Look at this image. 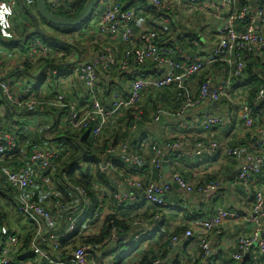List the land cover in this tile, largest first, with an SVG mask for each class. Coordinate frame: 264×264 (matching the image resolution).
<instances>
[{
    "label": "built area",
    "instance_id": "1",
    "mask_svg": "<svg viewBox=\"0 0 264 264\" xmlns=\"http://www.w3.org/2000/svg\"><path fill=\"white\" fill-rule=\"evenodd\" d=\"M64 1L46 0L53 7H58ZM145 1H147L145 9L148 11L152 8L156 13L152 14L151 24L148 27L135 32L133 23L137 21L138 14L135 8L128 7L119 0H100L99 4L102 3L103 9L97 16L93 13L89 23L92 26L96 25L100 35L118 41L120 55H117L119 50H114L109 43L97 42L96 45L91 46L90 42L88 45H83L79 62L73 64L66 73H59L60 76L68 74L70 77H76L81 83L83 91L80 104L70 99L68 96L71 93L65 90L57 93L54 99H40L35 96L36 93L30 91L31 84H25L18 91L15 90L17 82L12 83L0 77V120L5 116V105H12L16 109H25L29 112H37L44 107L63 109L66 126L73 130H88L92 138L102 143L103 138H107L110 134V130L129 134L138 131L137 123L142 124L138 102L146 91L166 88L174 83L182 84L194 75L208 70L203 83L197 88L196 99L187 97L185 105L191 107L210 101L218 105L215 111L203 113L197 125L192 120L187 121L186 117L182 118L187 113L185 110L182 114L172 117L167 113L156 115L152 123H148L150 126L148 128L143 123L147 133H154L155 125L159 124L163 127L164 123L176 119L180 129L187 132L184 138L157 136L151 141L145 140L148 138H138L140 144L136 147L139 146L141 149L150 147L152 152L150 157L136 152L133 144L115 143L111 139L105 151L101 153L100 159L95 162L101 171H111L114 174L117 172L115 176L120 180L121 187L113 195L114 206L123 208L143 200L164 209L170 206L166 198L171 191L172 183L177 184L187 196L217 195L225 188L220 181L195 183L178 172H173L170 179H165L161 169L166 152H169L171 157L177 158L206 155L216 163L224 157L235 158L238 173L234 183L243 190L247 204L250 202L253 208V213H248L246 218L255 229L252 235L239 237L230 259H223L221 262L231 264L232 261L234 264H242L245 255L250 253V264H264V236L259 234L261 221L264 219V185L258 179L264 166V122L259 121L261 117L264 119V85L259 86L252 102L249 103L250 89L243 83L247 56L251 55L253 60L260 59L264 63V0ZM30 2L34 0H0V4L8 10H14ZM179 9L212 18L214 27L210 33V45L202 52L189 54L187 52L189 49H185L180 53L181 59L175 61L171 56L175 54L174 49L179 42L173 40V46L170 47L167 38L160 41L159 36L165 30L164 15H173ZM9 50L0 49V55ZM10 51L16 52L13 55L16 58L15 68L18 67V70L22 69L18 64L19 60L25 57L36 58L48 53L38 39L29 42V51L24 57L20 54L19 48ZM147 62L154 64V71L147 69L144 73L140 70ZM216 64H221V68H213ZM112 70H116L119 75L128 74L127 91L121 93L108 90V93H111L103 99L92 97L91 89L99 88V81L104 76L110 78ZM129 73H131L130 78ZM257 73L264 78V70L262 73L258 70ZM126 109H133L132 119L119 120L125 115ZM234 123L240 126L238 139H244V144L230 147L225 141H215L205 136L215 127L235 128ZM6 128L7 126L1 125L0 122V185L11 189L10 197L16 212L31 224L33 231L24 256L22 252L16 250L20 246V241L14 231L8 230L9 235L6 238L1 235L0 264H31L37 261L49 264H101L94 258L90 245H77L74 249L67 250L68 254L62 258L59 243L60 240L68 239L76 232L79 219L86 215L90 216L89 220L92 223L103 221L104 196L101 194V189L96 184L92 186L99 192L97 205L93 208L88 193L78 186H71L72 192L78 199L76 210L72 212L68 211L69 206L66 203L64 205L59 200L56 203L51 202V205L34 200L28 195V189L39 179L42 182L53 181L54 175L51 169L54 160L64 148L59 143L49 147L34 146L28 156L29 164L12 168L5 163V159L14 156L15 151L20 148L19 137ZM198 130L200 132L196 135L195 131ZM196 137L205 138L207 141L197 140ZM117 157L121 158L125 167L130 170L137 167L142 170L141 173L126 174L117 167V163L113 162V158ZM92 159L94 156L89 155L88 160ZM65 170L59 173L61 180L66 179ZM50 195L58 196L55 187L52 188ZM188 206L187 203H183L174 208L185 210ZM65 208L63 224L59 226L55 215H61ZM74 212H77V215H74ZM241 216L243 215L221 206L206 219L190 221L182 234L171 237L165 257L149 264H174L171 261V254L194 237H197L200 249L199 259L195 264H204L207 259L217 260L219 251L211 246L210 234H219L218 227L223 221L238 219ZM145 226L139 221L130 224L129 234L135 241L140 240L147 232ZM118 234L123 233L119 228L113 227L109 236L97 247L112 245L118 241ZM75 236L77 237V234Z\"/></svg>",
    "mask_w": 264,
    "mask_h": 264
},
{
    "label": "crops",
    "instance_id": "2",
    "mask_svg": "<svg viewBox=\"0 0 264 264\" xmlns=\"http://www.w3.org/2000/svg\"><path fill=\"white\" fill-rule=\"evenodd\" d=\"M120 3L128 6L133 7L138 11L137 14V21L133 23V28L135 32H140L144 27H148L151 24V20L153 15L145 9L147 5V1L145 0H119ZM35 2H30L28 4H25V6L17 7L14 10H8L5 8L3 4H0V49L1 50H18V46H14L13 44H9L12 39L17 38L20 34L19 30L24 25H30L33 21V19L28 15L29 13H33L37 16V19L39 18V14L34 8ZM103 9L102 3L99 4L94 12V15H98L101 13ZM187 13V12H185ZM187 17H191L192 23L190 24L191 27L181 25V21ZM165 22V28H168L169 32L166 35H173L172 39L174 38V31L175 34L181 33H192L194 31H197L195 34L200 35L199 39L200 41H194V48L190 47L188 45V42H185L184 44H178L176 46V49L181 48V46H185L189 48L187 52L193 51L195 48L197 49V52H202L208 45H210L211 41V29L214 27V20L212 18H209L205 15L198 14V13H190L187 16L183 13H180V11H177L175 14H167L164 15ZM94 20V19H93ZM34 22V21H33ZM39 23H42L41 29L48 35H51L53 37H56L58 39H61V37L64 36L62 32L57 31L53 27L49 26L47 23L41 21L38 19ZM52 29V33L50 32ZM210 30V32H209ZM180 32V33H179ZM30 33V32H29ZM185 34V35H189ZM84 37L85 43L83 45H88V43L91 42V46L96 45L97 42L100 44L101 42L109 43L111 47L115 50L118 49L119 44L118 41L115 39H111L110 37L102 36L99 34L98 29L96 25H91V23L87 24L84 29H81L78 34H66L65 37L66 40H62L63 42L69 43L71 45H74V39H80V37ZM100 37V38H99ZM35 38V37H33ZM25 38H22L20 40H24ZM35 39H38L35 38ZM188 41L190 38H186ZM4 42V43H3ZM95 42V44H94ZM167 42H169V39H167ZM11 45V46H10ZM2 53L0 55V77L5 78L12 83L17 82L15 85V90H18L23 87L25 84H32V77L28 74L26 77H22L21 75L16 74L15 72V63L11 62L9 65H5L6 62H9L13 60L15 57L11 51ZM20 50V49H19ZM119 52L117 55H120V49H118ZM183 51V50H181ZM20 54L24 57L26 53H22L19 51ZM82 51L80 50V55ZM61 54V53H60ZM84 55V52L83 54ZM77 53L74 56V60L77 58ZM87 57V55H86ZM80 59V58H79ZM7 60V61H6ZM6 61L3 65L2 62ZM70 61V62H72ZM68 63V62H66ZM66 67L65 63L60 64L57 68L59 69H53L46 72V80L43 81L42 85L39 86L40 88L38 91L42 96H45L46 99L51 98L52 95H55L59 91H66L68 93H71L68 97H70L72 100L75 101V103L80 104L82 101L81 98V92L82 85L78 81L76 77H70L67 75H62L58 72H60L62 69ZM217 69V68H216ZM133 74V73H132ZM200 74V73H199ZM197 74V75H199ZM258 74V73H257ZM34 75V74H32ZM197 75H194L193 77H196ZM131 76V73H129V78ZM127 81H128V74L125 75H119L116 70H112L110 73V78L102 77V79L99 81V88L94 87L91 89L92 97H97L99 99H103L111 92L108 93V95H104L105 91L108 90H114L121 93H125L127 91ZM262 85H264V78L261 77ZM187 87H189L191 90H196V83L194 79H190L186 81ZM97 84V85H98ZM96 85V86H97ZM50 90L49 95L47 96V91ZM197 95L194 96V99H196ZM90 102V101H89ZM218 108V105L216 103H210V101L203 102L200 104L193 105L191 107H184L185 111L187 112L184 114L182 118L186 117L187 121L192 120L195 125L199 123L201 120V116L203 113L208 111H215ZM19 112H25L20 114L21 116L18 117V114L9 113L7 108L4 110L5 116L1 119L2 123L7 126V128H12L14 130H19L24 134L26 138H28L27 141H36L40 143L41 146H51L57 143L63 144L66 146V149H70L72 146L71 140H57V132L63 131L66 129L64 121V115L59 114L57 112V109L51 108L46 109L41 112H27L25 109H20L17 111ZM169 117L177 116L180 114H173V113H167ZM173 114V115H171ZM63 120V121H62ZM63 125V126H62ZM142 125L143 131L138 129V131L134 135V139H145L151 141V139L157 138V136H163V137H180L184 138L187 135L186 131H182L178 125V122L176 119H171L170 122L163 125V127H160L159 124L155 125V131L154 133H147V130L144 129V125ZM235 128H227V127H215L210 132L205 134V136L211 140L215 141H225L226 143L232 142L236 144V142L239 141L238 137L240 134L239 125L238 123H234ZM222 129L224 130L223 133H221ZM227 129V130H226ZM196 135L200 131H195ZM236 135V136H235ZM231 143V144H232ZM21 150L26 148L27 144L25 142L22 143V145H19ZM146 148V146H145ZM18 149V150H19ZM20 150V151H21ZM69 150V151H70ZM16 152V151H15ZM25 151H22V155ZM142 154H144L146 157H150L152 155L151 148L147 147L146 149H141ZM60 153V152H59ZM20 156L17 158V160L22 161L25 159L24 156ZM12 156L9 159H5V163L10 166L12 159L15 157ZM27 159V158H26ZM76 161V160H75ZM74 161V162H75ZM114 163L120 162L124 166H126L124 163H122L121 158H113ZM55 163V162H54ZM53 163L51 173L53 176V181L49 182H42L40 179L35 183L34 186H32L30 189H28L27 193L29 196H31L33 199L45 204V205H51L52 197L50 195V192L52 191V188L55 187L57 189V192L60 191V187H56V181L54 183V177L59 171H63L67 167L71 165V162H69L67 165H64L63 167L58 164ZM11 167V166H10ZM57 167V168H56ZM57 170H56V169ZM136 168V171L139 168ZM222 169V170H221ZM219 170H221L220 173ZM128 174H132L130 172V169L126 167V170ZM173 172H178L181 174L184 178H189L192 180H196L199 177H203L205 175H214L219 174V176L223 177V186L225 188L222 190L221 194H210L208 196H187L179 187L177 184L172 183L171 185V191L167 195V202L170 205L168 208H162L161 210H158L160 208L150 205L146 203L143 200L137 201L135 204H129L127 206H124L123 208H117L114 206L112 200L110 199V192L106 193V197L103 198L104 200V210L102 212V217H105L107 214H113L116 216L117 219L125 221L126 230L124 234H121V238H117L118 241H115L112 245H104L101 247H97L93 251L94 258H96L98 261H100L101 264H132L133 257L129 255V257H124L123 255L126 253L127 250L124 249L125 245L131 243V237L132 235L128 234L130 229L128 228V225L133 221H139L144 223L147 227V232L143 235L148 234L144 242L140 245L142 248L140 251H138V255L143 251L144 249H148L150 247H156L158 245H161L166 240V237H168L172 232L177 231L179 229L187 228L189 222L191 221L187 215L192 214L194 211L195 215L199 219H206L208 218L216 208L218 207H225L226 209L241 214V218L238 219H228L223 221L221 226L218 227L219 234L211 233V246L214 249H218L219 251V257L216 260H210L207 259L204 264H223L221 260L223 259H230V254L234 252L236 248V241L241 236H250L252 235L255 226L247 220L246 217H248V213H253V208L251 207L250 202L247 204V201L245 199V195L243 190L238 187L234 183V179H230V176L234 174L235 172H238V164L236 159H228L225 161V159L219 160L214 162L212 159H209L206 155L200 156V157H194V158H188L185 157L182 159V162L178 161L177 159H174V157L170 156L169 152H166L163 156V163H162V169L161 173H163V176L165 179H170L171 174ZM202 172V173H200ZM126 173V172H125ZM141 173V172H140ZM139 173V174H140ZM138 174V175H139ZM110 181H112L115 186L117 187V190L121 187V182L118 178H116L115 174L111 171L108 172ZM133 175V174H132ZM262 177L260 178L261 183L264 185V166L262 170ZM207 176H205L206 178ZM236 177V176H235ZM226 178L228 181H226ZM102 195L105 194L104 190H101ZM73 193V192H72ZM64 194V192H63ZM74 194V193H73ZM70 192H68L67 196L70 198L67 202V205L69 206L68 211L72 212L76 210V206L78 204L77 197ZM1 197V195H0ZM183 203H187L189 205L187 209L185 210H176L174 207H179ZM264 206V205H263ZM3 204L0 203V236H4L5 238L9 235L8 230L14 231L15 235L19 238L20 246L16 248L17 251H19L22 248L23 242L31 237L33 228L31 224L20 214H18L13 206V210L18 215L19 218L16 217H5L3 215ZM63 212L61 215H55L56 221L58 222L59 226H62L63 219H64ZM134 217V218H133ZM103 219V218H101ZM131 219V220H130ZM86 225L88 228H86ZM102 228V222L101 220L92 223L89 219H86L84 222H81L79 224V230L77 237L80 236H87L92 233L100 231ZM140 230H138L139 232ZM161 234H164L166 237L161 239ZM260 235L264 236V219L261 221L260 226ZM142 235V236H143ZM20 248V249H19ZM254 250H256V246L253 247ZM113 250H117V252H113ZM25 250H20L19 253L23 252ZM27 251V249H26ZM123 251V254L120 252ZM25 253H23L24 256ZM200 254L199 249V243L197 237L189 239L185 245L182 247H179L176 249L175 252L171 254V261L175 263H181V262H187L189 264H195L198 262V255ZM246 256V255H245ZM137 258V257H136ZM251 259V254H247V257H244L243 263H249ZM27 264V263H25ZM31 264H40L39 261L33 262ZM238 264V263H237Z\"/></svg>",
    "mask_w": 264,
    "mask_h": 264
},
{
    "label": "trees",
    "instance_id": "3",
    "mask_svg": "<svg viewBox=\"0 0 264 264\" xmlns=\"http://www.w3.org/2000/svg\"><path fill=\"white\" fill-rule=\"evenodd\" d=\"M35 1L36 0H34V2ZM86 1L87 0H65L58 7H53L46 2V6L50 12L54 13L57 16L71 18V17H74L75 15H77L82 10ZM103 1H106V0H103ZM34 8H36V10H37L36 3H34ZM96 8L94 9V12H95ZM148 12L151 14L156 13V11L152 8H149ZM93 13H92V15H93ZM92 15H91V17H92ZM91 17L87 21H85L83 24L76 26V27L57 26V25H53V24L45 21L41 17H40V19H41V21L47 23L49 26L53 27L57 31L62 32V34H64V36L61 37V39L64 41L67 38V37H65L66 34H78L81 29H84V27H86L87 24H89ZM30 23H31L30 25H24L19 30V32H20L19 36L17 38L12 39V41H10L9 44H13L14 46H18V48L20 49V51L22 53H27L29 51V42L31 40L37 38V36H40L42 38V40L39 39V37H38V40L46 47L48 53L43 54L42 56H38L36 58H26L25 57V58H23V60L22 59L19 60L18 64L22 66V69L18 70L19 68L16 67L15 68L16 74L21 75L22 77H26L27 73L36 75L45 65H47L49 63L64 64V63L70 62L74 59L76 51L71 46L67 45L64 42L46 39L42 34L40 35V33L37 32V29L35 27L34 22L32 21ZM39 27L41 28L40 23H39ZM168 32H169L168 28H165V30L162 33H160L159 40L164 41L165 38L169 39L168 46L172 47L173 43H174L173 39H172L173 35H167L166 37H164ZM196 32L197 31H194L190 34H189V32L188 33L183 32L180 35V34H175V31H174L173 34H174L175 40L178 41L179 44H181V43L184 44L185 42H188V45L190 47L194 48L195 47L193 44V43H195L194 41H198V42L200 41V39H199L200 36H198V34H195ZM185 34H189V35H185ZM33 37H35V38H33ZM79 37H80V39H78V38L74 39L73 44H74V46H76L79 49V51L80 50L82 51V49H83L82 44H84L85 41L83 40L84 37H81V36H79ZM22 38H25V39L20 40ZM186 38H190L189 41ZM0 40H1V37H0ZM160 44H161V42H160ZM186 45L181 46V48H179L180 51H179V49H177V50L174 49L177 53L175 52V54H173L171 56L173 58V60L179 61L181 59L180 58L181 50L189 49L188 47H186ZM196 52H197V49L195 48L193 51H190L188 53L189 54H195ZM250 56L251 55H249L245 58L246 68H245V73L243 76V78L245 79V81L243 82L244 85L248 86V88L250 89L249 95H248V102L249 103L252 102L254 96L257 93L259 86L262 85V81H261L262 76L260 75V73L257 74V71L259 70L262 73V71L264 70V63L260 59H257V60L254 59L253 60V58ZM71 66L72 65L64 67V69H62L58 73H61V72L66 73V71L69 68H71ZM213 68L219 69V68H221V64L213 65ZM53 69L57 70L59 68L49 67L39 77L32 78L33 80L31 81L32 82L31 85L33 86V88L31 86L30 91L36 93L35 96L37 98L46 99V97H45L46 95L42 96V94H40L38 89L40 88L39 86L42 85L43 81L46 80V72L53 70ZM147 69L154 71L155 70L154 64L152 62H147L143 67L140 68V70H142L144 73L147 71ZM207 71L208 70H204L203 72H201L196 77L190 78V79H194L197 88L203 83ZM156 73H157V71L155 72V74ZM238 84L239 83H237V85ZM49 92H50V90L47 91V96L49 95ZM103 93H105L104 95H108V91L104 90ZM56 95H57V93L55 95H52V97L48 98V99H54L56 97ZM196 95H197V89L195 91L191 90L189 87H187L186 82H183L182 84L174 83V84H172L166 88L146 91L144 93L142 99L138 102V108L141 111V116H142V124L145 123L146 127L148 128V126H149L148 123H152L153 117L156 115H159V114H163V113L182 114L185 110L184 107H185L186 98L187 97L194 98V96H196ZM263 107H264V105H263ZM263 107L261 106V109H263ZM5 108H7L9 113L16 114V116H17V111L20 110V109H16L12 105H5ZM46 109H51V107H44L43 110H38L37 112H41V111H44ZM255 111H257V109H255ZM260 111H262V110H260ZM27 112H29V111H27ZM57 112L59 114L60 113L63 115L65 114V111L63 109H58ZM124 113H125V115H123V117H120L119 120H123V118L132 119L133 109H126V111ZM173 114H171V115H173ZM259 121L264 122V119L261 117V120H259ZM0 122H1V125H3L2 120H0ZM137 125H138V129L141 128V130L143 131L142 125L140 123H137ZM230 128H233V127H229V129ZM219 129H221V128L219 127ZM6 130H8L11 133L17 134V136L19 137V145H22L23 142H25L27 144L26 148L23 149L25 151L23 153V155H22L23 150H21V149L17 150L15 152L16 156L14 157V159H12V161L9 165L12 168H17V167H21V166H25V165L29 164L28 156L30 154L31 149L34 146H40V143H38L36 141H27L28 138H26L24 136V134L22 132H20L19 130H14L12 128H6ZM223 132H224V130H223ZM133 134L136 135V133H133ZM133 137H134V135L129 134L128 132H123V131H118V130H110V134L108 135V137L103 138V142L99 143L96 139L91 137V134L88 130H85V131H79V130H75V129L73 130V129L69 128L68 126H66V129H64L59 134H57V140H62V141L63 140H66V141L71 140L73 142L72 146H70L71 150L66 149V146L62 144L64 150L58 154V157L54 160V162H55L54 164H56L57 166L59 164L60 166L63 167L64 165H67L69 162H71V165L69 167H67L65 170V176H66L65 180H59L60 175H59V171H57V173L54 177L55 181H57L55 186H58V188L60 187V191H62V193L57 192L58 196L57 197L53 196L51 202L56 203L57 200H59L64 205H65V203L67 204V202L70 199L67 196L68 192L73 194L71 186H78L88 193L90 200L93 203L92 206L94 208L97 205V201H98L97 198H98L99 192H97L95 189H93L92 186L94 184H96L101 190L102 189L104 190V192H105V194L103 195L104 197H106V193L110 192V194H109L110 199L112 200L113 204L115 205L114 200H113V195L116 193L117 187L115 186V184L112 181H110L108 172L101 171L98 169L95 161H97V159H100L101 153H103L105 151L107 144L110 142L111 139L115 143L126 142V143H129L130 145L133 144L136 152L141 154L142 153L141 147H139V146L136 147V145L140 144L139 143L140 141L138 139L135 140ZM196 138H197V140L207 141L205 138H202V137H196ZM231 143L232 142H230V143L228 142L227 144L230 147H233V146H236L237 144H244L245 140L240 139L238 142H236V144H235V142H234V144L233 143L231 144ZM21 155L22 156L25 155V159H23L22 161L17 160V162H16L15 160L17 158H19ZM89 155H93L94 159L88 160ZM184 158L185 157H179V158L174 157V159H177L180 162H182V159H184ZM188 158H191V157H188ZM192 158H194V157H192ZM231 158L232 157H224L225 161H227L228 159H231ZM79 164H82V166ZM116 165L119 169H121L123 171L126 170V167L123 164H121L120 162H118ZM135 169L136 168L131 169L130 172L133 174H139L142 171L141 169H138L140 171H136ZM221 170H219L218 173H220ZM262 170H263V168H262ZM125 172L127 174V171H125ZM261 174H262V171L259 174L258 179H260L262 177ZM115 175H117V172ZM205 176H207V177L205 178ZM205 176L199 177L196 180H192V181L195 183H208V182H213V181H220L221 183H223V181L225 180V179L223 180V177L219 176V174H214L211 176L205 175ZM226 181H228L227 178H226ZM10 192H12V191L9 187L4 186V185H0V195L1 196H7V195L10 196L11 195ZM63 192H64V194H63ZM101 194H102V192H101ZM73 196H74V194H73ZM156 207H158V206H156ZM158 208H160L158 210L162 209L161 207H158ZM62 212H66V208ZM192 212L193 213L191 215L190 214L187 215V217L191 221L194 219L200 218V216L197 217L195 215L194 211H192ZM74 213H73L74 215H77V212H74ZM0 215H1V213H0ZM87 218L89 219L90 216L86 215L84 218L79 219L77 230L70 238L60 240V242H59L60 243V253H61L62 258H64L68 254V253H66L67 250L74 249L77 245H90L94 251L95 249H97V246L101 245V243H103V241H105V239L109 236L113 227H117L121 230V232L123 234L125 233V230H126L125 221L117 219L116 216H114L113 214H107L102 221V228L100 231L92 233V234L87 235V236L84 235V236L76 237L75 234H78L79 224L81 222H84ZM128 228H130L129 225H128ZM186 229L187 228H183L182 231H181V229L174 231L168 237H166L164 234H161V236H160L161 239L166 237V240L164 241V243L161 245H158L156 247H150L148 249H144L137 256V258H135V260H133L132 264H149L156 259L164 258L168 252V245H169V241H170L171 237L173 235L182 234ZM147 236H148V234L143 235L141 237V239L138 241H135L134 238L132 237L131 243L125 245V247H124V249L127 250L125 253V256H129V254H128L129 252H132L135 249L137 250L138 247L144 242V240L146 239ZM28 242H29V238H27L23 242L22 248L21 249L19 248V249L20 250H26L28 248ZM23 253H25V251H23L22 254ZM43 263L44 262H40V264H43ZM231 264H234V262L231 261ZM244 264H250V262L249 263L245 262Z\"/></svg>",
    "mask_w": 264,
    "mask_h": 264
},
{
    "label": "water",
    "instance_id": "4",
    "mask_svg": "<svg viewBox=\"0 0 264 264\" xmlns=\"http://www.w3.org/2000/svg\"><path fill=\"white\" fill-rule=\"evenodd\" d=\"M99 2H100V0H87L84 4L82 10L77 15H75L74 17H71V18L57 16L54 13L50 12L46 6V0H36V7H37V12H38L39 16L51 24L57 25V26L76 27V26L83 24L85 21H87L91 17L92 13L94 12V9L99 5ZM28 15L33 19L35 27L37 29V32H39L40 35L42 34L48 40H56L59 42H63V41H61V39H58L56 37H53L51 35L46 34L39 27V22H38L37 16H35L33 13H29V12H28ZM64 43H66V42H64ZM66 44L71 46L76 51L78 56H77L76 60H74L72 62L65 63V65L70 66V65L78 63L79 58H80L79 49L76 46L71 45L69 43H66ZM58 66H60V64L49 63V64L45 65L36 75H32L30 73H27V74L29 76H31L32 78H37L47 68L58 67ZM237 173L238 172H235L234 174H232L230 176V179L233 180L235 178V176L237 175ZM263 205H264V202H263ZM117 237L121 238V234H118ZM245 257H247V254Z\"/></svg>",
    "mask_w": 264,
    "mask_h": 264
},
{
    "label": "rangeland",
    "instance_id": "5",
    "mask_svg": "<svg viewBox=\"0 0 264 264\" xmlns=\"http://www.w3.org/2000/svg\"><path fill=\"white\" fill-rule=\"evenodd\" d=\"M178 11H180V13H183L184 15H188V14H190V13H188V11H185V10H183V9H179ZM185 12H187V13H185ZM36 16V15H35ZM38 19H40V17L38 18ZM41 20V19H40ZM192 21L193 20H191V17H187V18H185V19H183L180 23H181V25H185V26H188V27H191V23H192ZM42 23H40V25H41ZM51 33H52V29H51V31H50ZM37 37H39V39H41L42 40V38L40 37V36H37ZM16 58H14L13 60H11V61H9V62H6V61H3L2 62V65L6 62V64L5 65H9L11 62H15L16 60H15ZM193 91H195V90H193ZM22 113H24V112H17V114H18V117H20L21 115L20 114H22ZM63 121V120H62ZM63 123H64V121H63ZM166 123H164L163 125H165ZM63 126V125H62ZM60 133V131H58L57 132V134H59ZM221 133H223V130L221 131ZM175 138H177V139H181L180 137H175ZM59 180H61L60 178H59ZM57 182V181H56ZM62 182V181H61ZM54 183H55V180H54ZM57 187V186H56ZM0 203H2L3 204V215L5 216V217H11V218H13V217H16V218H19L18 217V215L15 213V211L13 210V203H12V199H11V197L9 196V195H7V196H1L0 197ZM86 228H88L87 227V225H86ZM132 238V237H131ZM141 246H139L138 247V251H140L141 250ZM113 252H117V250H113ZM121 254H123V251H121L120 252ZM130 256H132L133 257V259L135 260V258L138 256V252H137V250L135 249V250H133L132 252H129L128 253ZM124 257H129V256H125V254L123 255V258ZM43 264H49L48 262H44Z\"/></svg>",
    "mask_w": 264,
    "mask_h": 264
}]
</instances>
